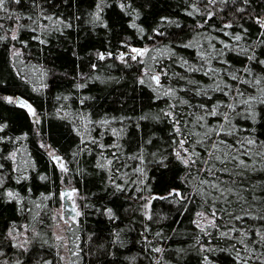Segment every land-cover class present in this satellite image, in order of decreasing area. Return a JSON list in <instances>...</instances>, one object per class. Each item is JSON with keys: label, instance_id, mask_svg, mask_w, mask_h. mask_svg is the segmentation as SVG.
Returning <instances> with one entry per match:
<instances>
[{"label": "trees", "instance_id": "trees-1", "mask_svg": "<svg viewBox=\"0 0 264 264\" xmlns=\"http://www.w3.org/2000/svg\"><path fill=\"white\" fill-rule=\"evenodd\" d=\"M263 19L264 0H5L0 264H264Z\"/></svg>", "mask_w": 264, "mask_h": 264}, {"label": "water", "instance_id": "water-1", "mask_svg": "<svg viewBox=\"0 0 264 264\" xmlns=\"http://www.w3.org/2000/svg\"><path fill=\"white\" fill-rule=\"evenodd\" d=\"M153 80L155 76H152ZM6 97H8L6 95ZM13 102L14 104H18L20 106H22L24 109L28 111H30L31 106L28 102L25 101V99L20 95V94H16V96L13 98ZM49 158L55 160L56 164H61L62 160L56 155L55 152H52L51 154H49ZM59 202H60V213H61V217L63 219L66 218L67 215H69L71 218H75L77 215V208H76V204L73 201V190L71 187H61L59 188Z\"/></svg>", "mask_w": 264, "mask_h": 264}, {"label": "rangeland", "instance_id": "rangeland-1", "mask_svg": "<svg viewBox=\"0 0 264 264\" xmlns=\"http://www.w3.org/2000/svg\"><path fill=\"white\" fill-rule=\"evenodd\" d=\"M264 20V19H263ZM133 49H138L140 50L139 52H134V51H130V57L134 58V57H142L145 53V49L144 47L142 48H133ZM149 76H155L158 77L159 76V72L158 71H154L152 70V72H150L148 74ZM155 82L157 81L156 79L154 80ZM47 151L50 152L49 149H47ZM52 226H51V231L52 234L54 236L60 237V239L62 240L63 244H64V238H63V223H66L67 220H69L71 217L69 215L66 216L65 219H63L61 217V213H60V202L56 205H54L53 209H52Z\"/></svg>", "mask_w": 264, "mask_h": 264}, {"label": "snow or ice", "instance_id": "snow-or-ice-1", "mask_svg": "<svg viewBox=\"0 0 264 264\" xmlns=\"http://www.w3.org/2000/svg\"><path fill=\"white\" fill-rule=\"evenodd\" d=\"M17 2H18V0H17ZM4 3H5V0H0V9L3 8ZM236 39L239 40L240 37L237 36ZM132 51H134V52H139L140 50H138V49H132ZM102 58H103V56H101V59H102ZM154 79H156L157 82H159V78H158V77H154ZM233 79H235V77H233ZM9 102H11V101H10V98H9ZM215 114H216V113L213 111V112H212V115H215ZM176 131L179 132V129L177 128ZM217 135H219V133H217ZM247 143H248V144H252V143H254V141L249 140ZM182 144H183V142H181V146H182ZM185 151H186V150H185ZM197 155H198V154H197ZM177 156H179V153H177ZM215 159H216V160H220V157H219V156H216ZM233 160H236V157H233ZM182 162H183L184 164H186V165L189 164V163H196V161L192 160L191 157H189L188 159H184ZM225 162H226L225 160H221V163H222V164L225 163ZM237 166L247 167V166L245 165V162H244L243 160H239ZM208 171L211 172L212 169L210 168V169H208ZM225 171H227V169H225ZM205 183H207V181H206ZM210 187L215 188V189H218V188H219L218 185H210ZM229 191H231V190H229ZM9 195L11 196L12 194L9 193ZM177 195H178V194H177ZM77 215H79V213H77ZM213 215H215V212H213ZM236 219H242V217H236ZM156 251H160V250H159V249H156Z\"/></svg>", "mask_w": 264, "mask_h": 264}]
</instances>
